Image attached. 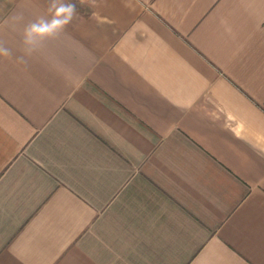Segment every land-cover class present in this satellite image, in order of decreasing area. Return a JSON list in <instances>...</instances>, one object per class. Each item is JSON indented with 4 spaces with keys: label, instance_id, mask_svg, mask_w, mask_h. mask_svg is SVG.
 Masks as SVG:
<instances>
[{
    "label": "crops",
    "instance_id": "0c3cea01",
    "mask_svg": "<svg viewBox=\"0 0 264 264\" xmlns=\"http://www.w3.org/2000/svg\"><path fill=\"white\" fill-rule=\"evenodd\" d=\"M0 0V264H264V0Z\"/></svg>",
    "mask_w": 264,
    "mask_h": 264
},
{
    "label": "clouds",
    "instance_id": "9594fccd",
    "mask_svg": "<svg viewBox=\"0 0 264 264\" xmlns=\"http://www.w3.org/2000/svg\"><path fill=\"white\" fill-rule=\"evenodd\" d=\"M51 19L40 17L23 27L22 32V55L17 57L20 63H27V58L38 51L43 42L48 38H55L63 32L66 27L77 19V8L74 3L65 2V0H52L49 8ZM24 20L23 12H15L6 18L0 27L9 26L15 29L17 25ZM12 50L5 43L0 42V56L11 58Z\"/></svg>",
    "mask_w": 264,
    "mask_h": 264
}]
</instances>
